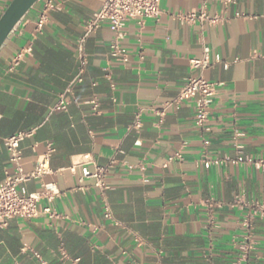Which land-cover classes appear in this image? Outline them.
<instances>
[{"label":"crops","instance_id":"0c3cea01","mask_svg":"<svg viewBox=\"0 0 264 264\" xmlns=\"http://www.w3.org/2000/svg\"><path fill=\"white\" fill-rule=\"evenodd\" d=\"M10 1L0 0V16ZM101 3L56 0L38 33V2L0 49V184L11 171L5 140L30 132L22 169L30 173L51 147L42 182L60 193L49 204L56 217L0 229V264H264V220L253 206L264 201V0L210 2L217 24L179 21L203 0H160L157 19L126 23L124 64L110 59L114 35L103 24L85 39L87 64L74 82L78 42ZM204 49L210 66L192 69ZM196 76L216 88L206 127L195 126L192 102L160 116ZM60 95L66 110L53 111ZM91 160L113 162L104 198L84 176ZM237 198L242 206L232 207Z\"/></svg>","mask_w":264,"mask_h":264},{"label":"built area","instance_id":"2783aa9c","mask_svg":"<svg viewBox=\"0 0 264 264\" xmlns=\"http://www.w3.org/2000/svg\"><path fill=\"white\" fill-rule=\"evenodd\" d=\"M215 0H203V3L196 11L178 15V19L183 23H195L208 21L212 24L220 22L219 17H211L207 12L210 2ZM225 4H230L231 0H221ZM42 4L41 10L36 20V31H42L51 12L57 8L56 0H39ZM161 13L160 0H102L101 7L84 26V33L78 42L77 52L80 63V72L75 77L74 82L81 81V73L87 64V56L83 50L85 39L96 32L103 24H107L113 32L114 38L109 46V56L112 61L126 63L128 61L127 52L120 46V42L124 37L123 29L127 22L137 21L139 24L145 20L157 19ZM238 15V14H237ZM239 16V15H238ZM31 47L21 50L13 60V65L21 63L25 55H30ZM209 50L204 49L201 59H190L189 64L192 69L203 71L210 66L208 60ZM106 78L110 80L109 76ZM215 85L202 76L189 77L184 85L179 89L176 97L160 112L163 116L168 108L174 110L179 109L183 104L192 102L194 109V124L198 128H205L209 119V109L212 98L215 94ZM93 108L97 107L96 100L91 102ZM67 103L63 95H60L59 101L53 107V111L66 110ZM140 128L139 115L135 117L131 125V129L138 130ZM31 135L30 132H17L5 140V148L8 153L11 171L5 174L3 182L0 184V229L5 228L8 223L16 219H34L39 216H47L49 218L56 217V213L49 206L60 193L55 188L42 182L44 176L52 173L49 166V154L53 151L49 147L48 152L38 158L33 170L25 173L21 166L22 150L21 143ZM180 158V155H176ZM238 158V161H241ZM113 162L100 166L91 160L93 170L91 172L84 171V176L93 180V186L98 191L101 198L105 197V193L109 189L107 184V176L112 167ZM257 164L260 169L264 170V159H260ZM71 172L75 171L74 167L70 168ZM29 181H37L39 183V191L28 193L25 184ZM42 201L46 202V206H41ZM205 205L213 209L215 206L211 201H206ZM242 203L239 198L235 199L232 207H240ZM257 208L256 214L259 220H264V201L254 203ZM105 220H112L110 209L104 205ZM244 227L248 230L251 227V220L244 221ZM60 255L63 260L68 259L67 253L63 248L60 249ZM45 264V263H42Z\"/></svg>","mask_w":264,"mask_h":264},{"label":"water","instance_id":"95a60500","mask_svg":"<svg viewBox=\"0 0 264 264\" xmlns=\"http://www.w3.org/2000/svg\"><path fill=\"white\" fill-rule=\"evenodd\" d=\"M39 0H11L0 16V49Z\"/></svg>","mask_w":264,"mask_h":264}]
</instances>
